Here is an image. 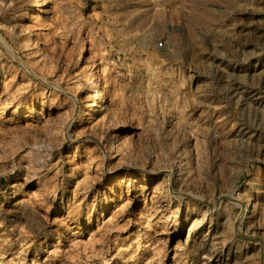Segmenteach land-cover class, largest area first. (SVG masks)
I'll list each match as a JSON object with an SVG mask.
<instances>
[{
  "label": "rangeland",
  "instance_id": "rangeland-1",
  "mask_svg": "<svg viewBox=\"0 0 264 264\" xmlns=\"http://www.w3.org/2000/svg\"><path fill=\"white\" fill-rule=\"evenodd\" d=\"M40 2L0 0V264H264V0Z\"/></svg>",
  "mask_w": 264,
  "mask_h": 264
},
{
  "label": "bare ground",
  "instance_id": "bare-ground-1",
  "mask_svg": "<svg viewBox=\"0 0 264 264\" xmlns=\"http://www.w3.org/2000/svg\"><path fill=\"white\" fill-rule=\"evenodd\" d=\"M35 6V5H34ZM41 7V2L40 0H36V6H35V10H38ZM34 11V10H33ZM44 12V11H43ZM38 29H43L42 26L40 25V27H38ZM80 57L78 59V61H80ZM98 78L99 75L97 73V71H92L86 78L84 83L90 87L89 90V94L90 97L92 98L90 104L88 105V107L84 110V115H92L96 110L97 107L99 106V103L101 101V97H102V89L101 86L98 82ZM13 112H17V109L13 108ZM35 191V190H34ZM32 193H36L33 192ZM40 194V193H39ZM41 195V194H40ZM39 196V195H38Z\"/></svg>",
  "mask_w": 264,
  "mask_h": 264
}]
</instances>
